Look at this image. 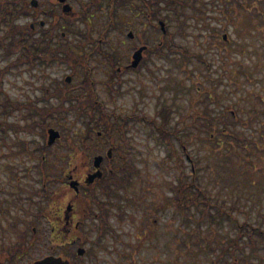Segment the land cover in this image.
<instances>
[{
	"label": "rangeland",
	"instance_id": "374dc122",
	"mask_svg": "<svg viewBox=\"0 0 264 264\" xmlns=\"http://www.w3.org/2000/svg\"><path fill=\"white\" fill-rule=\"evenodd\" d=\"M0 1L6 2V0ZM26 1L29 3L31 0ZM99 1L102 3V0ZM103 1L105 5L102 3L98 6L94 3L91 9L82 11L80 10L81 0H71L73 9L68 15L73 16V24L70 26V31H66L70 34V40L81 41L87 36L97 39L101 32L108 28L102 46L116 54L119 60L117 64L123 65L126 63V56L131 47L130 41L123 42L128 39L126 31L130 29L129 27L140 34L139 39L147 38L149 44L156 42L157 31L147 32V19L140 13H135L140 6L139 0H127L128 7L132 11L126 9L122 2L113 7L112 0ZM204 1L211 8L209 14L213 16L207 21L214 27L221 28L219 35L215 33L210 35V29L202 27V20L192 18L187 20L185 34H177V25L174 20L169 23V30L173 36L172 47L180 43L187 47L188 52H201L208 60L207 63H201L198 59H188L184 69L179 68V65H175L169 58L155 55L154 61L146 63L155 71V76H147L145 72L147 68L141 70V74L136 71H124L122 75L127 79L126 88L119 94L112 93L109 88L107 91L104 89L102 80L107 78L109 70L113 68L107 59L101 62L102 58H97L90 61L93 68L92 75L98 81L96 98L103 103L102 108L106 111L122 112L128 114L130 119L135 114L142 113L148 118L153 117L154 111L150 108L156 107L155 100L160 99L162 104L170 108L171 113L156 121L161 122L167 119L170 120V127L182 128L180 134L188 145L189 154L195 160L199 184L207 189V194L214 201L222 203L232 212L235 222L259 225L264 230V116L260 113L261 121L256 120L251 125L243 121L250 118L256 106L258 109H264L263 99L257 98L264 96V27L261 22H258L256 27L251 28L253 21L250 15H254L253 10L249 12L247 6L254 0H243L242 5L236 0H220L217 2V8L213 7L211 0ZM39 2L40 7H51V10L57 11L45 13L40 8L34 11L32 19L31 16L24 15L18 21L22 24L38 22V20L50 19L51 16L47 14L61 12L58 11L60 8L55 7L53 0H39ZM27 10H30L28 5L25 11ZM186 11L195 10L187 7ZM85 15L90 16L89 24L82 18ZM113 16L117 21V29L109 28L113 25ZM59 22L63 23L64 19L59 18ZM125 23H131V25L127 26ZM158 33L161 34V29ZM223 33H227V41L222 38ZM8 41L9 39L6 43ZM137 41L138 39L134 42ZM17 53L14 52L7 57L3 56L0 50V66H6L10 60H14ZM171 53L172 58L183 61L181 54ZM240 69L249 74L247 75L249 80L246 79L245 74L238 73ZM190 70L191 77H189ZM234 70L237 72H233ZM67 73L69 70L60 64L47 68L37 66L32 70H27V66L24 65L16 66L6 73L4 87L14 99L30 101L32 98L33 103L44 106L45 101L38 98L42 96V90L38 86L41 84L51 86L55 82L53 79L63 78ZM236 73H238L237 77ZM80 79L81 75L74 76L72 85L78 84ZM162 86H165V89H162ZM196 86H199L201 91L197 92ZM141 88L145 89V97L142 99L139 94ZM151 90H154L155 100L147 98L151 95ZM80 92L85 93L79 88L74 91L75 94ZM141 101L145 107L142 106ZM49 102L57 104L58 100L53 98ZM135 104L138 108L142 107L146 110H133ZM205 109L213 118L221 116L222 120L214 118L211 122H207L205 117H201V112ZM55 113L58 116L49 118V126L59 130L62 137L45 148V160L42 164L50 176L59 177L70 162L71 150L67 147L68 138L80 145L78 137L80 134H85L86 125L81 119H77L74 112L63 114L56 111ZM17 116L18 113H15L12 119ZM234 118L241 120L237 123ZM134 122L135 124L130 123L128 126L127 136L131 142L130 153L135 159L139 173L128 188L121 189L122 194L131 198V200L118 199L125 213L124 217H118V220L116 218L118 211L111 208L113 228L108 238L103 240V244L107 247V252L101 254L104 261L125 264H195L193 260H196L198 264H210L213 259L219 264H224L225 261L220 260L221 256L218 258V253L208 255L205 251H200L199 256L194 255L193 252L191 254L190 249L196 247L192 238L198 236L196 233L200 231L204 232L208 238H212L213 234L218 238L222 234L235 236L238 232L237 227L228 222L222 225L215 223L209 225L205 219H201L198 225L195 219L199 218V215L196 214L194 219L191 206L185 211V216L174 212L168 200L170 195L168 186L170 182L177 180L179 171L174 165L176 161L174 158L167 159V148L155 143L151 137L150 126L136 124L137 120ZM233 132L258 141L259 148L251 143L248 144V149L236 146V140L231 136ZM95 135L96 133L92 134V139ZM3 136H0V199L9 200L14 198L11 194L20 192L15 180L9 183L8 170L5 166L18 168L20 182L25 188H39V183L42 181L40 173L35 170L32 171V177L24 176L25 167L35 166L39 159L28 157L24 153L10 154L7 143L10 144L14 138L22 137L30 142L32 140L30 148H34L43 144L44 139L40 128L33 134ZM106 137L107 134H104L96 147L94 145L92 147L91 138L87 139V154L92 157L95 153L105 154ZM177 146L178 155L182 158L181 168L189 179L192 177L193 160H189L185 154L180 153L179 143ZM251 149L254 153L248 151ZM164 160L167 161L164 162ZM254 163L257 166L256 169H254ZM247 170H253L254 174L246 175ZM58 181L51 179L49 183ZM23 192L25 194L27 191ZM27 196H29L28 192ZM154 205L157 207L154 215L157 220L152 222L148 217L151 218V208ZM148 207L150 212L147 210ZM183 217L186 218V223ZM152 226H154L153 229H151ZM142 227L146 230V235L142 233ZM204 243L206 244L205 241ZM246 249V251L250 250ZM122 254H125V257H121ZM261 254L264 256L263 251ZM237 256L234 264L256 263V259L247 263L246 259ZM225 257L228 258L229 255ZM258 264H264V259Z\"/></svg>",
	"mask_w": 264,
	"mask_h": 264
},
{
	"label": "trees",
	"instance_id": "16d2710c",
	"mask_svg": "<svg viewBox=\"0 0 264 264\" xmlns=\"http://www.w3.org/2000/svg\"><path fill=\"white\" fill-rule=\"evenodd\" d=\"M98 1V0H95ZM220 0H211L213 7L217 8V2ZM227 2V1H226ZM228 3V2H227ZM119 5V0H112V6ZM191 7L195 11L187 12L186 8ZM27 1L26 0H6L0 1V48H4V53L6 55L11 54L12 52H18L17 60L14 62L15 65L30 61L29 49L30 42L27 37V24H22L18 22V17L26 15L27 11ZM211 9L204 0H159V16L162 19L167 21V33L160 34L161 41L159 45V55L170 57L171 52L182 53L184 56H197L202 60L203 56L201 53H185L187 47L176 43L172 47L170 40H173V36L169 30V23L174 20L177 25V34H185L186 29L185 25L188 23V18L197 19V20H206L208 17V10ZM24 12V13H22ZM185 15V16H184ZM181 16H184L181 18ZM88 16H82L84 21L89 23L90 20L87 19ZM219 19L218 17H216ZM67 23H72L71 18L66 17ZM50 23H54L53 29L61 28L63 25L59 22L50 20ZM210 28L211 33H219V29L211 26V24H205ZM169 37V38H168ZM59 39H63L62 35H58ZM9 39V42L6 43V40ZM142 42L145 43L146 40L142 39ZM39 43V44H38ZM37 44L32 43L36 50L40 51L41 43ZM49 41H47V46ZM41 58V57H40ZM42 60V58H41ZM33 61V60H32ZM0 70V76L1 74ZM86 88V87H85ZM173 88V87H172ZM164 89V86L162 87ZM60 97L62 99L59 107L55 108L56 111L61 112H74L77 119H81L86 125L85 134H80L78 139L80 145L68 138V146L72 152L70 156V161L82 162L85 157H87L86 149H88L87 138L94 132L96 129H103L106 132H109L108 129L111 126L109 120L116 113L114 111L108 112L102 107L95 108L94 98L95 94L93 91H85V93L70 94L68 95L66 91L61 92ZM0 113L2 117L0 118V132L3 135H19L27 132L37 131V129L42 130V136L46 135L47 126L44 125L40 120L34 119L36 116H42L45 120V116L54 114L53 110H41L35 107V104L25 102L19 99H14L10 96L9 93L4 92L2 89V79L0 78ZM70 103L66 105L68 100ZM73 99H76L74 101ZM208 106V104H206ZM27 108V115H26ZM160 110L162 114H165V117L169 116L171 113L170 108L165 104H162ZM15 113H18V116L14 119L12 117ZM203 115L207 117V121L211 122L213 116L210 115V112L206 109L204 110ZM220 120V116H216ZM167 122V123H166ZM170 120L165 119V123H162L158 126V141L161 145H164L168 148L167 159H175L176 163L174 164L176 169L179 171L177 174V180L170 182L169 186L174 190V199L171 201V197H168L169 202L174 204V207L177 211L181 210L182 213L185 212L187 205H190L192 208V216L195 219V215L198 214L199 218L195 219L196 224L199 225L201 219L207 220L210 225L219 224L222 225L225 222H229L230 225L237 227L238 232L235 236L228 234H222L218 238L213 234L212 238L205 236L204 232L200 231L192 238L193 243L196 247L191 248L190 253L193 252L194 255H200L201 252H206V254L218 253V258L221 256L220 260H224V264H234L237 261L239 256L246 259L247 263H251L252 259H256V263L262 262L264 256L261 254V251L264 253V230L259 225L250 224L247 222L238 223L235 222V217L223 204H220L214 201L208 194L207 189L199 184L197 181V176L192 175V178H187L188 176L184 174L181 163L182 158L178 155V149L173 145L174 139H182L180 132L182 128L180 127H170ZM231 136L234 137L235 134L231 133ZM252 142V140H250ZM186 145L183 143V146ZM248 145V144H247ZM11 149L12 154H21L26 150L25 148V139L23 138H14V141L11 144H8ZM46 144L43 146H35L34 149H29L27 142V152H30L36 155V151L41 152L39 159L44 162L42 155H45ZM183 148V147H182ZM251 151V150H248ZM183 153V150H181ZM187 154L188 151H185ZM134 158H127L125 165L119 166L116 168L115 172L111 174L109 181L102 180V185L100 186L105 197L112 198L118 197L119 199H127L128 197L125 194H122L121 189L128 188L134 181V177L139 173V168L135 164ZM167 160H164L166 162ZM195 164V161H194ZM254 169L257 168L254 163ZM42 176L46 178V182L49 180V175L46 168L40 164ZM254 174L253 170H247L246 175ZM50 179H52L50 177ZM190 190L189 193H187ZM129 199V198H128ZM131 200V198L129 199ZM138 206V204H135ZM150 208L148 207L147 210ZM238 223V225L236 224ZM259 238V239H258ZM206 242V244L204 243ZM249 248V251H246ZM192 254V253H191ZM229 255L228 258L225 256ZM228 259V260H227ZM195 264H198L196 260H193ZM258 261V262H257ZM210 264H219L212 259Z\"/></svg>",
	"mask_w": 264,
	"mask_h": 264
},
{
	"label": "flooded vegetation",
	"instance_id": "af4514ba",
	"mask_svg": "<svg viewBox=\"0 0 264 264\" xmlns=\"http://www.w3.org/2000/svg\"><path fill=\"white\" fill-rule=\"evenodd\" d=\"M67 1L70 2L71 0ZM81 2L80 10L82 11L91 9L92 5L96 3L94 0H81ZM121 2L126 6V9H130L127 0H121ZM139 3L140 6L144 5L146 7L148 17L152 16L156 19L154 23L147 24V29L150 28L149 31L158 29L156 23L159 21L158 1L146 0L144 2V0H139ZM54 4L58 8L62 9L63 7V3H59L57 0H54ZM149 4H151V7H149ZM135 5L137 6V4ZM98 6H101V4ZM140 6H138V10H140ZM247 8H249V12L253 10L254 16H250L253 21L252 25L256 27L258 22H261L264 27V0H255L252 4H248ZM42 9L45 13L57 11L51 10V7ZM255 17H257V20H255ZM99 41H103V38L101 37ZM123 42L126 43V39ZM66 43H69L67 48H61V55L55 57V60L61 63L71 60L72 57H70L69 53L75 51L80 53L83 59L88 62L97 58H102L100 61L103 62L106 60L104 57L108 55V52L100 44L94 43L92 40L86 42L72 40ZM155 44L151 46L150 51L145 52L142 61L149 62L155 58V55H157L155 50L159 45V38L156 39ZM137 48L138 46H135L133 50L127 53V63L118 68L120 71L117 74L120 73V76L118 75L116 80L121 82L123 89L126 88V77L122 73L130 68L129 62L132 60L133 53ZM76 59L77 57L74 60ZM113 74L114 72H111L108 78ZM93 78V75H91L90 83L96 86L98 81L95 82L96 79ZM66 81L70 84L72 79ZM83 83H85V76ZM103 85L107 91L108 85L105 83ZM65 87L64 85L63 88ZM69 88L73 90L76 88L80 89L81 85L76 84L69 86ZM150 93L151 95L147 98L154 99V90H151ZM262 99L264 102V97ZM141 104L145 107L142 101ZM150 109L152 111L155 110L154 107ZM254 109V111L261 112L264 115V109H258L257 106ZM143 121L148 122L146 118ZM110 140L111 142H116V144L110 145L111 148L122 147L116 141V136L111 137ZM127 148L128 146L124 145L119 154L120 158L114 157L110 160L109 158H112L113 155L106 157V161L104 158L101 167L105 173H112L113 168L111 167L116 169L120 163H123L122 158L130 155L127 152ZM94 169L91 164L86 163L80 168L79 166H74L66 172L65 182H44L39 185V188L35 189L36 192L33 197H30V192L27 191L29 196H27V192L25 194L14 193L11 194L14 198L2 201L0 199V264H22L21 262L23 264H41L49 257L54 260L51 264H125L121 262H106L103 255H101L103 252H107V247L103 244V240L107 239L110 235L109 233L112 232L110 224L104 222L103 219L107 216L112 221L110 208L119 210L117 208L119 202L117 199L108 200L107 198L93 197L92 192L94 191L96 194L102 195L96 185L95 187L83 186L86 174ZM70 174L81 182L80 190H76L68 182ZM112 203L114 204L112 205ZM151 209L153 214L154 210L153 208ZM116 218L119 220L118 216ZM148 219L154 222L157 220L152 215ZM142 229L144 234L146 230L143 227ZM121 257H125V255L122 254Z\"/></svg>",
	"mask_w": 264,
	"mask_h": 264
},
{
	"label": "water",
	"instance_id": "95a60500",
	"mask_svg": "<svg viewBox=\"0 0 264 264\" xmlns=\"http://www.w3.org/2000/svg\"><path fill=\"white\" fill-rule=\"evenodd\" d=\"M61 1H65V0H61ZM33 3L35 4V1H33ZM69 9H71V6L68 5V4L65 5V10H69ZM161 24H162L163 31H165V24H164V22L161 21ZM143 49H144V47H142V48H140V49H138L136 51V53L134 55V59L135 60L133 61V64H132L133 66H136L139 63V60L142 57V51H143ZM59 136H60L59 131H57V130H55L53 128H50L49 129V139H48V143H53L56 140V138H58ZM101 161H102V156H96L95 157V161H94L95 162V166L99 167ZM101 175H102L101 171L98 170L97 172H95L93 174H90L88 176V178H87V181L91 182V181L94 180V178L99 177ZM77 183L78 182L77 181H74V180L71 182L72 185H76ZM53 262H54V260L51 257H49L48 259H46L45 261H43L41 264H51Z\"/></svg>",
	"mask_w": 264,
	"mask_h": 264
}]
</instances>
